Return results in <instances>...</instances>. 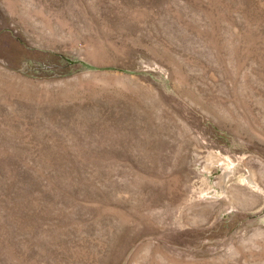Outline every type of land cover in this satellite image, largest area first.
Masks as SVG:
<instances>
[{"label": "rangeland", "instance_id": "1", "mask_svg": "<svg viewBox=\"0 0 264 264\" xmlns=\"http://www.w3.org/2000/svg\"><path fill=\"white\" fill-rule=\"evenodd\" d=\"M0 264H264V0H0Z\"/></svg>", "mask_w": 264, "mask_h": 264}]
</instances>
